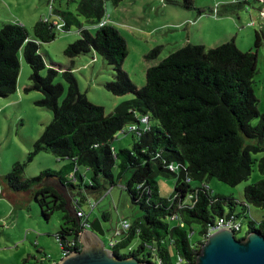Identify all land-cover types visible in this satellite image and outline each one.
Masks as SVG:
<instances>
[{
	"label": "trees",
	"instance_id": "1",
	"mask_svg": "<svg viewBox=\"0 0 264 264\" xmlns=\"http://www.w3.org/2000/svg\"><path fill=\"white\" fill-rule=\"evenodd\" d=\"M112 1L118 6L122 0ZM106 2L80 0L75 13L56 14L63 24L61 31L77 26L80 34L65 55L73 60L91 52L99 54L115 72V79L106 84L107 90L117 96L134 95L111 114L80 91L73 68H59L68 84L61 102L65 89L55 83L59 71L53 65L47 69L40 53V45L53 42L60 31L53 20L38 21L32 34L18 22L0 28V97L17 91L22 57L31 69L30 84L24 91L40 92L43 98L36 104L53 113L52 122L34 143L27 162L40 152L64 161L60 172L46 170L28 179L22 177L25 165L17 164L6 176L9 188L14 192L34 190L46 219L54 211L62 213L56 239L64 244L80 240L88 198L102 199L113 187L121 186L142 216L130 222L131 229L111 247L119 258H159L161 264H175L172 247L178 259L194 264L209 227L226 215H234L243 223L248 220L250 231L264 235V220L257 229V222L248 216L249 206L264 210V178L245 187L243 202L218 194L209 186L212 178L238 186L249 180L255 165L264 176V114L259 111L254 90L257 53L241 51L233 40L210 49L188 44L149 68L146 83L139 89L123 70L128 56L126 41L114 25L99 26L105 18ZM248 7L261 11L264 3L233 0L222 7L221 15ZM89 27H96L95 34ZM263 35V28L256 31V48L264 46ZM144 118L148 119L145 127ZM132 126L139 127L140 134L130 131ZM121 133L132 134L131 149L114 148ZM171 165L176 167L174 171ZM159 176L176 180L170 199L160 195ZM54 179L67 192H60ZM64 195L71 197L70 211ZM174 213L179 214L183 227L170 221ZM103 219L109 221V215L104 213ZM87 221L91 224L89 217ZM194 225L199 226L201 238L192 243ZM134 240L139 242L136 249L132 248ZM124 250L128 252L124 254Z\"/></svg>",
	"mask_w": 264,
	"mask_h": 264
},
{
	"label": "rangeland",
	"instance_id": "2",
	"mask_svg": "<svg viewBox=\"0 0 264 264\" xmlns=\"http://www.w3.org/2000/svg\"><path fill=\"white\" fill-rule=\"evenodd\" d=\"M230 2L233 0H122L116 6L112 0H107L105 18L126 41L128 56L123 70L132 83L141 89L146 83L149 68L157 66L188 44L203 45L210 49L233 40L241 51H253L258 55L254 90L259 100V111L264 114V46L255 47L256 31L264 29L261 17L264 8L260 11L258 8L248 7L247 10L241 9L234 14L222 16V7ZM66 3L68 0H0V28L5 23L18 22L32 34L38 21L49 18L54 9L60 10ZM70 9L75 13L76 3H71ZM84 24L87 27L85 22ZM89 29L95 34L96 27ZM79 38L77 26H73L68 32L59 31L53 42L40 45V53L47 69L53 65L59 71L55 83L62 84L65 89L61 102L66 97L68 84L59 68H73L80 91L92 103L103 106L106 114H111L118 105L133 99L134 95L117 96L107 90L106 84L115 79V72L99 54L91 52L73 60L65 55L66 48ZM156 50L158 52L154 53ZM149 55L154 57L147 59ZM20 64L17 91L7 98L0 97V264H55L56 260L58 263L62 259V249L56 239L62 224V213L54 211L46 219L35 201H28L21 193L11 191L13 197L4 193L6 176L17 164L25 165L22 175L24 179L46 170L60 172L64 167V161H59L47 152H40L33 161L27 162L34 143L52 122L53 113L36 104L43 98L40 92L24 91L30 84L31 69L22 57ZM47 69L42 72L43 76L47 75ZM142 126L145 127L146 124L143 123ZM133 142L132 134L121 133L113 145L118 151L121 148L131 149ZM260 157L261 155L257 156ZM115 172L118 173V170ZM263 178L258 165H255L249 180L238 186H229L216 178L210 179L209 186L218 194L233 196L243 202L245 187ZM157 181L161 197L170 199L175 178L159 176ZM110 192L102 199H90L92 203L99 202L93 210L90 205H84L91 223L97 219L104 220V213L109 215V221H102L106 232L102 240L107 248L116 231L122 230L124 218L133 223L142 216L140 209L131 204L127 192L121 186L113 187ZM18 196L20 198H16ZM249 207L251 214L248 216L257 222V229H260L264 210ZM225 209L228 211V208ZM238 212H241V207ZM249 226V221L244 219L238 237L246 236ZM193 227L195 231L190 235V241L195 243L201 236L199 226ZM138 245V240H134L132 248L136 249ZM170 251L173 261L178 264L175 250L171 247ZM123 252L125 254L128 251Z\"/></svg>",
	"mask_w": 264,
	"mask_h": 264
},
{
	"label": "water",
	"instance_id": "3",
	"mask_svg": "<svg viewBox=\"0 0 264 264\" xmlns=\"http://www.w3.org/2000/svg\"><path fill=\"white\" fill-rule=\"evenodd\" d=\"M259 1L264 3V0ZM61 188L67 192L66 187ZM64 198L66 209L70 211L71 197L64 195ZM105 234L102 221L95 220L80 235L81 249L63 257L57 264H156L136 257L115 256L102 240ZM194 264H264V235L258 230H249L245 237L238 239L231 229L218 230L207 237Z\"/></svg>",
	"mask_w": 264,
	"mask_h": 264
},
{
	"label": "built area",
	"instance_id": "4",
	"mask_svg": "<svg viewBox=\"0 0 264 264\" xmlns=\"http://www.w3.org/2000/svg\"><path fill=\"white\" fill-rule=\"evenodd\" d=\"M261 17L264 20V11L261 12ZM53 22L57 26V28L61 31L62 28H63L62 21L59 19V22H55L54 20H53ZM107 24H109V23L106 21V18H104L103 22L99 26L101 27V26H104V25H107ZM142 122L143 123H147L148 119L144 118L142 120ZM130 131L135 132L136 134H140L141 129L139 127H136V126H132L130 128ZM175 169H176V167H174L173 165L170 166V170L174 171ZM90 207L92 209H94L96 207V203L93 204V203L90 202ZM78 215L79 216H85L82 213H79ZM88 217L89 216L86 215L85 219L87 220ZM86 220H85V225H86L85 229L90 227V223L88 221L86 222ZM170 221L171 222H179L182 227L184 226V223L180 220V216H179L178 213H174L170 217ZM122 223H123L122 230H117L116 231L115 236L110 241V246H109L108 249H111V247H113L117 243L118 239L122 236V234L124 232L129 231L131 229V227H132V224L129 221H127V220H123ZM242 227H243V222L241 220L237 219L236 216H234V215H226V216L218 218L214 222V224L209 227L206 237H209L214 232H216L218 230H222V229H231L235 233H239L240 231H242ZM57 241L59 242V244L61 246V249H62V258L66 257L69 254H71L73 251H77V250L81 249L80 240H76V241L72 240V241H68L67 243H64V244H62V242L59 241V240H57ZM149 248L153 249L152 246H149ZM154 259H156V261H154ZM151 261L156 263V264H161V260L159 258H152ZM177 262H178V264H186V262H184L181 258L178 259Z\"/></svg>",
	"mask_w": 264,
	"mask_h": 264
},
{
	"label": "crops",
	"instance_id": "5",
	"mask_svg": "<svg viewBox=\"0 0 264 264\" xmlns=\"http://www.w3.org/2000/svg\"><path fill=\"white\" fill-rule=\"evenodd\" d=\"M80 1V0H79ZM79 1H76V0H68V3H66L64 6H62V8L60 9V10H56V9H54L52 12H51V15L49 16V19H51V20H54L55 22H59V17L57 16V14H56V11H60V12H71L70 10V8H71V3H76V9H77V5H78V3H79ZM76 9H75V12H76ZM47 19H48V17H46ZM262 23H263V21H261ZM264 24V23H263ZM53 182H55V184L57 185V189H58V187H59V191L60 192H62V193H64V191L62 190V188H61V186H60V183L57 181V180H52ZM6 184H7V182H6ZM62 190V191H61ZM12 190L9 188V186L8 185H5V183H4V193H8V196L9 197H13L14 195H11V192ZM12 192H14V191H12ZM113 192V191H112ZM112 192H110V194H112ZM14 193H21V194H23L22 195V197H24V198H27L28 199V201H30V202H32V201H35L36 202V199H35V196H34V190H29V191H26V192H14ZM21 196V195H20ZM20 196H18V197H16V198H20ZM90 199H91V197H89L88 198V201L86 202V204L87 205H90ZM18 200V199H17ZM37 203V202H36ZM92 203V202H91ZM96 203V205H98V203L99 202H94L93 204H95ZM92 209V208H91ZM85 210V209H84ZM93 210V209H92ZM13 211H15L14 209H13ZM250 214H251V212H250ZM123 220H126V218H124ZM254 220V219H253ZM102 221H105V220H102ZM128 221V220H127ZM255 221V220H254ZM256 222V221H255ZM113 238V237H112ZM112 240V239H111ZM57 261V260H56ZM55 261V262H56ZM57 264V263H56Z\"/></svg>",
	"mask_w": 264,
	"mask_h": 264
},
{
	"label": "flooded vegetation",
	"instance_id": "6",
	"mask_svg": "<svg viewBox=\"0 0 264 264\" xmlns=\"http://www.w3.org/2000/svg\"><path fill=\"white\" fill-rule=\"evenodd\" d=\"M62 191V190H61Z\"/></svg>",
	"mask_w": 264,
	"mask_h": 264
}]
</instances>
